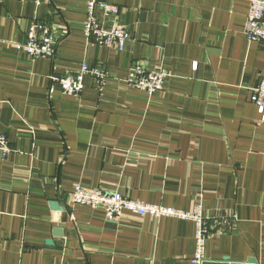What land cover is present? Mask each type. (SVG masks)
I'll list each match as a JSON object with an SVG mask.
<instances>
[{
	"label": "crops",
	"instance_id": "obj_1",
	"mask_svg": "<svg viewBox=\"0 0 264 264\" xmlns=\"http://www.w3.org/2000/svg\"><path fill=\"white\" fill-rule=\"evenodd\" d=\"M105 1L121 11L98 8L99 24L134 36L124 50L87 42V0H0V264H192L195 221H110L70 205L76 185L183 212L201 204L223 221L204 264H264V121L251 101L264 42L247 38L250 0ZM34 19L56 32L53 59L17 48ZM143 60L168 72L150 99L126 84ZM85 62L112 72L103 92L91 75L79 97L49 79Z\"/></svg>",
	"mask_w": 264,
	"mask_h": 264
},
{
	"label": "built area",
	"instance_id": "obj_2",
	"mask_svg": "<svg viewBox=\"0 0 264 264\" xmlns=\"http://www.w3.org/2000/svg\"><path fill=\"white\" fill-rule=\"evenodd\" d=\"M40 5L44 0H30ZM103 10L115 17L120 14L121 7L105 0H87L86 19L83 22V31L89 44L113 47L124 50L128 41L134 36L120 22L114 23L111 29H106L97 20V9ZM246 35L250 42H264V0H250V10L246 26ZM58 39L51 26L38 20H33L27 32L26 41L19 43L17 48L30 59H53L57 53ZM93 76L98 84V89L103 92L113 77L112 72L106 67H91L83 63L78 69H69L63 74H52L49 79L53 84L59 85L61 90L68 95L79 97L85 89V77ZM168 72L164 69L154 70L146 61H136L130 68L126 77V84L149 99L163 88ZM251 101L258 107L264 121V78L252 88ZM9 141L5 133L0 132V151H9ZM71 206H88L93 209L102 208L106 218L110 221L121 219L126 212L138 217L150 216L159 219L164 216L178 217L196 222V248L191 259L192 264H204L209 238L219 231L220 219L204 216L202 205L198 204L192 212L178 211L173 207L155 205L141 200L127 197L119 190H104L101 188L86 189L76 185L70 193ZM235 220L236 215L227 216L225 220Z\"/></svg>",
	"mask_w": 264,
	"mask_h": 264
},
{
	"label": "water",
	"instance_id": "obj_3",
	"mask_svg": "<svg viewBox=\"0 0 264 264\" xmlns=\"http://www.w3.org/2000/svg\"><path fill=\"white\" fill-rule=\"evenodd\" d=\"M52 207H53V208H56V209H59V208H60V205L58 204L57 201H53V202H52ZM49 243H50V244H54L53 241H49Z\"/></svg>",
	"mask_w": 264,
	"mask_h": 264
}]
</instances>
